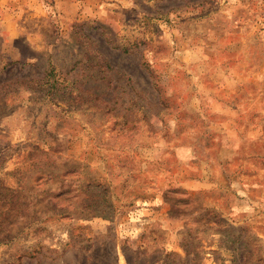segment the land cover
Here are the masks:
<instances>
[{
  "label": "rangeland",
  "instance_id": "obj_1",
  "mask_svg": "<svg viewBox=\"0 0 264 264\" xmlns=\"http://www.w3.org/2000/svg\"><path fill=\"white\" fill-rule=\"evenodd\" d=\"M0 264H264V0H0Z\"/></svg>",
  "mask_w": 264,
  "mask_h": 264
}]
</instances>
